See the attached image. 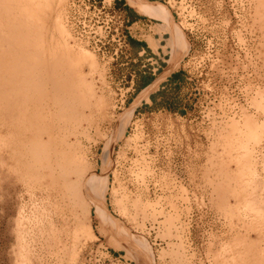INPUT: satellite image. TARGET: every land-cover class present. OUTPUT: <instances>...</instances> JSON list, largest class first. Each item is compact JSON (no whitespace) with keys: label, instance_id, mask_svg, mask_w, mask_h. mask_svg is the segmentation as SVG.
Listing matches in <instances>:
<instances>
[{"label":"rangeland","instance_id":"374dc122","mask_svg":"<svg viewBox=\"0 0 264 264\" xmlns=\"http://www.w3.org/2000/svg\"><path fill=\"white\" fill-rule=\"evenodd\" d=\"M142 1L0 0V264H264V0Z\"/></svg>","mask_w":264,"mask_h":264},{"label":"bare ground","instance_id":"6f19581e","mask_svg":"<svg viewBox=\"0 0 264 264\" xmlns=\"http://www.w3.org/2000/svg\"><path fill=\"white\" fill-rule=\"evenodd\" d=\"M15 2V1H14ZM17 2V1H16ZM132 2H134V3H137V5H138V8H139V10H141L144 14H148V16H150V17H152V18H163L162 17V15H159L158 13H154V12H149V11H147V7L145 6V4H142V0H132ZM144 3V2H143ZM12 4V3H11ZM18 4H19V2H18ZM8 7V6H7ZM11 8V7H10ZM16 8H18V7H16ZM15 8V9H16ZM21 8V7H20ZM13 9H14V7H13ZM18 11V10H17ZM6 12V11H5ZM9 12V11H8ZM27 12V11H26ZM10 13H11V11H10ZM29 13V12H28ZM23 14H24V12H23ZM12 15V14H11ZM17 15V14H16ZM15 16V15H14ZM9 17V16H8ZM4 19V18H3ZM6 19H7V17H6ZM5 19V20H6ZM18 19V18H17ZM12 20V19H11ZM162 20V19H161ZM3 21V20H2ZM43 21H44V19H43ZM168 25L170 24V26H171V23H170V21L169 20H167V19H165L164 20ZM13 22V21H12ZM21 22V21H20ZM9 23V22H8ZM17 23H19V21L17 22ZM28 25H29V23H27ZM46 24V23H45ZM2 25V24H1ZM32 25V24H31ZM4 27V26H3ZM2 26H1V28H3ZM17 27V26H16ZM165 27V26H164ZM0 28V29H1ZM5 28H7V27H5ZM8 29H9V27H8ZM19 29V28H18ZM170 29V28H169ZM166 30V29H165ZM15 31V30H14ZM19 31V30H18ZM22 31H23V29H22ZM35 31V30H34ZM3 32V31H2ZM20 32V31H19ZM29 32V31H28ZM10 33V32H9ZM25 33V32H24ZM5 34V33H4ZM8 34V33H7ZM7 34L5 35V36H7ZM1 35V34H0ZM23 36V35H22ZM36 36V35H35ZM3 37V36H2ZM11 37H13V36H11ZM29 37V36H28ZM0 38H1V36H0ZM7 38L8 39H10L8 36H7ZM178 38V37H177ZM180 38V37H179ZM1 40V39H0ZM2 40H4V39H2ZM12 40H13V38H12ZM16 40H18V39H16ZM15 40V41H16ZM24 40H26V39H24ZM177 39H176V37L174 38V43H175V41H176ZM33 41V40H32ZM35 41H36V39H35ZM34 41V42H35ZM41 42V41H40ZM13 43V42H12ZM16 43V42H15ZM22 43V42H21ZM43 43V42H42ZM17 44V43H16ZM36 44V43H35ZM178 44V43H177ZM1 45V44H0ZM15 45V44H14ZM18 45V44H17ZM22 45V44H21ZM20 45V47H23L25 44H23L22 46ZM6 46V45H5ZM9 47V49H10V46H8ZM7 47V48H8ZM12 47H13V45H12ZM11 47V48H12ZM32 47V46H31ZM34 47V46H33ZM39 47H41V46H39ZM50 46H48V48H49ZM2 48V47H1ZM15 48V47H14ZM18 48V47H17ZM37 48H38V45H37ZM8 49V50H9ZM32 49V48H31ZM52 49H54L53 47H52ZM7 50V51H8ZM36 50V49H35ZM43 50V49H42ZM55 50V49H54ZM13 51V50H12ZM48 51V50H47ZM25 52V51H24ZM49 52V51H48ZM176 52V51H175ZM179 52V51H178ZM2 53V52H1ZM9 53V52H8ZM22 53V52H21ZM40 53V52H39ZM45 53H47V52H45ZM55 53H57V52H55ZM6 54V53H5ZM16 54V53H15ZM25 54V53H24ZM180 54H181V52H180ZM32 55V54H31ZM5 56V55H4ZM7 56V55H6ZM55 56H57V55H55ZM183 56V55H182ZM38 57V56H37ZM42 57V56H41ZM43 57H44V55H43ZM50 57H51V55H50ZM8 58H10V57H8ZM26 58V57H25ZM24 58V59H25ZM39 58V57H38ZM5 59V58H4ZM3 59V60H4ZM179 59H180V56H179V54L178 53H175L174 54V57H173V59H172V61H171V66H170V68H171V70H174V69H176V67H177V64H178V62H179ZM30 60V59H29ZM42 60V59H41ZM60 60V59H59ZM11 61V60H10ZM33 61V60H32ZM31 61V63H34V62H32ZM13 62V61H12ZM21 62H23V60L21 61ZM25 62V61H24ZM54 62V61H53ZM60 62V61H59ZM58 62V63H59ZM61 62H62V60H61ZM6 63V62H5ZM56 63V62H55ZM57 63V64H58ZM24 64H26V62L24 63ZM30 65V64H29ZM42 65V64H41ZM10 66V65H9ZM54 66V65H53ZM63 66H65V65H63ZM11 67V66H10ZM23 67V66H22ZM44 67V66H43ZM36 68V67H35ZM41 68V67H40ZM45 68V67H44ZM47 68H50V67H47ZM46 68V69H47ZM52 68V67H51ZM61 68V67H60ZM65 68V67H64ZM7 69V68H6ZM53 69V68H52ZM63 69V68H62ZM5 70V69H4ZM3 70V71H4ZM8 70V69H7ZM11 70H13V69H11ZM31 70V69H30ZM41 70V69H40ZM58 70V69H57ZM1 71V70H0ZM61 71V70H60ZM62 71H64V70H62ZM14 72V71H13ZM13 72L11 71V72H9V73H12L13 74ZM58 72H59V70H58ZM6 73V72H5ZM16 73V72H15ZM43 73V72H42ZM45 73V72H44ZM59 73H61V72H59ZM1 74H2V72H1ZM21 74V73H20ZM40 74V73H39ZM39 74H37V75H39ZM62 74V73H61ZM15 75V74H14ZM1 76H3V74L1 75ZM6 76H7V74H6ZM9 76V75H8ZM76 76H77V74H76ZM19 77V76H18ZM18 77H17V79H18ZM39 77V76H38ZM49 77V76H48ZM5 78V77H4ZM8 78V77H7ZM12 78V77H11ZM36 78V77H35ZM65 78H66V76H65ZM1 79V78H0ZM3 79V78H2ZM9 79V78H8ZM14 79V78H13ZM51 79V78H50ZM56 79V78H55ZM15 80V79H14ZM52 80H54V77L52 78ZM160 80V79H159ZM2 81V80H1ZM43 81V80H42ZM41 81V82H42ZM44 81H45V79H44ZM47 82H48V80H46ZM45 81V82H46ZM59 81V80H58ZM67 81V80H66ZM37 82V81H36ZM40 82V81H39ZM40 82V83H41ZM50 82V81H49ZM64 82V81H63ZM38 83V82H37ZM52 83H55V81L54 82H52ZM57 83V82H56ZM48 84V83H47ZM61 84V83H60ZM87 84V83H86ZM14 85H15V83H14ZM56 85V84H55ZM60 86V85H59ZM5 87V86H4ZM55 87V86H54ZM58 87V86H57ZM4 89V88H3ZM36 89V88H35ZM53 89V88H52ZM59 89V88H58ZM75 88H73V90H74ZM80 89V88H79ZM55 90V89H54ZM53 90V91H54ZM5 91V90H4ZM49 91V90H48ZM82 91V90H81ZM146 91H148V90H146ZM8 93V92H7ZM6 93V94H7ZM53 93V92H52ZM55 93V92H54ZM53 93V94H54ZM89 93V92H88ZM26 94V93H25ZM52 94V95H53ZM64 94V93H63ZM62 94V95H63ZM57 95V94H56ZM82 95V94H81ZM81 95L79 96V97H81ZM58 96V95H57ZM65 96V95H64ZM63 96V97H64ZM82 96H84V94L82 95ZM62 97V96H61ZM56 98V97H55ZM86 98H87V96H86ZM70 99V98H69ZM81 99H83V98H81ZM80 99V100H81ZM63 100V99H62ZM61 100V101H62ZM84 100V99H83ZM64 101H65V98H64ZM70 101H71V99H70ZM69 101V102H70ZM73 101V100H72ZM75 101V100H74ZM82 101V100H81ZM89 101V100H88ZM66 102V101H65ZM67 103V102H66ZM81 103V102H80ZM88 104V103H87ZM71 105V104H70ZM12 106V105H11ZM49 106V105H48ZM15 107V106H14ZM58 107V106H57ZM81 107V106H80ZM16 108V107H15ZM68 108H70V107H68ZM83 108V107H82ZM81 108V109H82ZM65 109H67V108H65ZM74 109H75V107H74ZM51 110V109H50ZM80 110V109H79ZM76 111H78V110H76ZM28 112H29V110H28ZM83 112V111H82ZM85 112V111H84ZM16 113V112H15ZM80 114V113H79ZM78 114V115H79ZM83 114V113H82ZM131 115H132V113H131ZM129 116V120L127 121L128 123L127 124H129V122H130V120H131V117L132 116ZM80 116V115H79ZM79 118V117H78ZM120 120V119H119ZM127 120V119H126ZM132 121V120H131ZM119 122V121H118ZM26 124V123H25ZM118 126L119 127H117V128H121V122L118 124ZM26 127V126H25ZM30 127H31V125H30ZM64 128H65V126H63ZM126 127H127V125L122 129V131L121 130H119V133H117V135H118V137H120L123 133H124V130L126 129ZM68 128V127H67ZM115 128H116V126H115ZM61 129V128H60ZM37 130V129H36ZM35 130V131H36ZM116 130V129H115ZM32 132V131H31ZM65 132V131H64ZM67 132H68V130H67ZM32 133H34V132H32ZM44 133V132H43ZM42 135V134H41ZM45 135V134H44ZM117 135H116V138H117ZM113 137H115V135H113ZM117 139H119V138H117ZM110 140V139H109ZM115 140V139H114ZM29 142V141H28ZM53 142V141H52ZM107 142V141H106ZM110 142V141H109ZM108 143V142H107ZM109 145V144H108ZM116 145V144H115ZM113 146V145H112ZM27 147V146H26ZM98 147V146H97ZM112 148V147H111ZM26 149V148H25ZM71 149V148H70ZM105 149V148H104ZM108 149V148H107ZM98 150H99V148H98ZM113 150V149H112ZM111 150V151H112ZM42 151V150H41ZM71 151V150H70ZM94 151V150H93ZM105 151V150H104ZM106 151H108V150H106ZM66 152V151H65ZM37 153V152H36ZM39 153V152H38ZM41 153V152H40ZM96 153V152H95ZM35 154V153H34ZM53 154V153H52ZM93 154H94V152H93ZM46 155V154H45ZM106 155H108V154H106ZM101 156H103V154H101ZM105 156V155H104ZM46 157V156H45ZM79 157V156H78ZM108 157V156H107ZM42 158V157H41ZM62 158V157H61ZM80 158V157H79ZM95 158V157H94ZM45 159V158H44ZM85 160V159H84ZM99 160V159H98ZM60 162V161H59ZM81 162V161H80ZM94 162V161H93ZM68 163V162H67ZM91 163H92V161H91ZM102 163V162H101ZM52 164V163H51ZM74 164V163H73ZM87 164V163H86ZM95 164V163H94ZM55 165V164H54ZM57 165V164H56ZM55 165V166H56ZM77 166H82L80 163L77 165ZM97 166V165H96ZM103 166V165H102ZM101 166V167H102ZM111 166V165H110ZM70 167H71V165H70ZM112 167V166H111ZM111 167H110V169H111ZM47 168V167H46ZM57 168V167H56ZM105 168H103V170H104ZM69 170V169H68ZM79 170V169H78ZM84 170H86V169H84ZM91 170V169H90ZM112 170V169H111ZM80 171H82V170H79L78 171V173H79V175L78 176H63L64 178H63V180L65 181V182H67L68 184H69V186H70V188H71V192H72V196L74 197V199H75V202L73 203L74 205H75V207H76V213H75V215H78L77 217H79L81 214H83V213H85L86 212V208L88 207L87 205H88V202L90 201V202H92L93 204H96V206L98 207V210H100L99 211V215H100V217H101V220L103 221V215L105 214H102V211H104V209H103V205H104V203H105V194H106V192H107V189H108V178L106 177V178H101L100 176H107V172L105 173V171L103 172H100V173H102L100 176H97V175H95V174H92V173H89L88 175H84L83 173H81ZM74 172V171H73ZM83 172V171H82ZM70 173V172H69ZM76 173V172H75ZM77 173V174H78ZM66 175V174H65ZM111 175V174H110ZM46 176V175H45ZM61 176V175H60ZM59 176V177H60ZM55 177V176H54ZM62 177V176H61ZM49 179V178H48ZM81 179V184L80 185H78V182H79V180ZM257 180V179H256ZM60 181V180H59ZM258 182V181H257ZM61 183V182H60ZM261 183V182H260ZM59 184V183H58ZM67 186V185H66ZM110 186V185H109ZM63 187V186H62ZM68 190H69V188H68ZM70 193V192H69ZM109 193H110V191H109ZM71 196V197H72ZM251 199V198H250ZM248 200V199H247ZM108 201V200H107ZM71 202V201H70ZM257 202V201H256ZM78 204H80V205H82V206H80L79 207V209H78V207H77V205ZM106 204V203H105ZM90 205V204H89ZM73 206V205H72ZM251 206V205H250ZM253 207V206H252ZM90 208V207H89ZM261 208V207H260ZM72 210V209H71ZM73 212V211H72ZM73 215V214H72ZM76 217V216H75ZM106 219V218H105ZM105 221V220H104ZM106 221H107V219H106ZM105 221V222H106ZM111 221H112V219H111ZM114 221V220H113ZM100 222V221H99ZM111 223V222H110ZM109 223V224H110ZM115 223H117V222H115ZM114 225V232L116 233V235L115 236H119V238H122L123 236H125L124 235V233H125V231H124V233H123V230L122 229H120L119 227H118V225H116V224H113ZM252 225H254V224H252ZM113 227V226H112ZM261 227V226H260ZM248 228H250V227H248ZM125 230V229H124ZM251 232H253V231H251ZM127 233V232H126ZM259 233V232H258ZM262 233V232H261ZM255 234V233H254ZM260 235V234H259ZM262 236V235H261ZM130 237V236H129ZM256 237V236H255ZM259 237V236H258ZM124 239V238H123ZM128 239V238H127ZM131 239V238H130ZM254 239V238H253ZM256 239V238H255ZM259 239H260V237H259ZM121 240V239H120ZM132 240V239H131ZM134 240V239H133ZM122 241V240H121ZM134 241H136V240H134ZM257 242V241H256ZM124 243V242H123ZM135 243V242H134ZM259 243V242H258ZM142 244V243H141ZM251 244H253V243H251ZM127 246H128V244H127ZM246 246V245H245ZM247 246H249V245H247ZM246 246V247H247ZM135 247H136V245H135ZM137 247H138V245H137ZM132 249H133V247H132ZM135 249V248H134ZM138 249V248H137ZM147 248H145V250L143 251V250H141V249H139V251H140V258H141V260H142V262H141V264L143 263V264H152V257H151V253L148 251V250H146ZM248 251V250H247ZM129 252V251H128ZM242 252V251H241ZM131 253H133V250H132V252ZM228 254V253H227ZM230 255V254H229ZM256 256V255H255ZM228 257V256H227ZM246 258V257H245ZM245 258H244V261H245ZM251 259V258H250ZM248 260V259H247ZM139 262V263H140ZM238 262V261H237ZM242 263V262H241ZM244 263V262H243ZM255 264V263H254Z\"/></svg>","mask_w":264,"mask_h":264},{"label":"crops","instance_id":"0c3cea01","mask_svg":"<svg viewBox=\"0 0 264 264\" xmlns=\"http://www.w3.org/2000/svg\"><path fill=\"white\" fill-rule=\"evenodd\" d=\"M144 20H146V19H144L143 16H140V15L135 16L133 18V25H135L139 28H140V26H145L144 24H142ZM140 30H141L140 39H138V40H140L141 42H144L147 45V47L152 50V52L155 53V49L157 51H159L160 48L158 47V44L155 42V40L161 39L163 34H166L167 32L161 33L158 31H150L149 29H145V28H140ZM174 70H172V71L175 72ZM152 83L150 84V82H148L147 84L144 85V87L149 85V84H150L149 86H151Z\"/></svg>","mask_w":264,"mask_h":264}]
</instances>
